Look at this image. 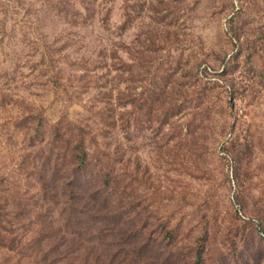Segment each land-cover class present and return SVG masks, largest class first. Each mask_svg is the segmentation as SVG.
<instances>
[{"label": "rangeland", "instance_id": "obj_1", "mask_svg": "<svg viewBox=\"0 0 264 264\" xmlns=\"http://www.w3.org/2000/svg\"><path fill=\"white\" fill-rule=\"evenodd\" d=\"M0 199V264H264V0H0Z\"/></svg>", "mask_w": 264, "mask_h": 264}, {"label": "trees", "instance_id": "obj_2", "mask_svg": "<svg viewBox=\"0 0 264 264\" xmlns=\"http://www.w3.org/2000/svg\"><path fill=\"white\" fill-rule=\"evenodd\" d=\"M105 110L97 114L99 123H95L94 126L88 121L84 124L74 122L76 123V130L74 132L73 145L70 149V171L71 175L74 177V184L68 187L70 188V195H72L73 199H75L74 197H77V195L81 196L80 190L90 180L92 165L95 164V166L99 167L97 177L101 175L103 170H107L102 164V159L111 158V156L109 153L105 152L106 150H102V148H110L113 139L119 146L121 144L119 133L116 131L117 122L113 119V116L109 114V111ZM42 115V110L37 109V121ZM113 130L115 132H113ZM55 133L57 137H62V121L60 120L55 123ZM87 138H90L91 141H87ZM91 145L92 147H90ZM114 164L115 163H113V165ZM106 176L107 178L103 181L110 185L112 177L110 169ZM42 181L45 183L47 182L45 179ZM17 230L18 228L14 221L12 211L8 209L7 200L0 199V247H10L17 240ZM203 253V247L201 246L197 250L194 264H204Z\"/></svg>", "mask_w": 264, "mask_h": 264}]
</instances>
